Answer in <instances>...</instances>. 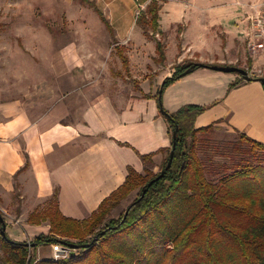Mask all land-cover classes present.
<instances>
[{"label":"crops","instance_id":"obj_1","mask_svg":"<svg viewBox=\"0 0 264 264\" xmlns=\"http://www.w3.org/2000/svg\"><path fill=\"white\" fill-rule=\"evenodd\" d=\"M45 1L62 15L58 28L45 26L47 13L19 36L41 60L34 69L41 80L20 85L15 97L0 93V211L10 218V239L49 234L48 223L28 218L55 196L63 216L85 220L124 184L129 168L144 173L141 156L153 154L158 169L172 145L158 101L169 114L207 107L196 129L226 126L264 144V85L257 81L264 51L251 53L246 39L250 5L264 0H166L159 14L166 61L159 66L155 41L136 25L151 0H90L112 32L88 6ZM185 62L242 63L256 75L231 89L239 75L201 68L162 90Z\"/></svg>","mask_w":264,"mask_h":264},{"label":"trees","instance_id":"obj_2","mask_svg":"<svg viewBox=\"0 0 264 264\" xmlns=\"http://www.w3.org/2000/svg\"><path fill=\"white\" fill-rule=\"evenodd\" d=\"M75 1L94 9L112 30L94 2ZM161 8L159 0H151L136 25L147 39L155 40V34L163 38L155 43L157 62L164 64L167 35L159 29ZM201 68L200 63L177 67L161 89L184 77L188 69ZM239 80L231 89L243 82L241 77ZM158 104L163 110L160 101ZM206 109L186 106L167 113L172 145L165 151L160 172L152 170L153 154L141 156L144 173L129 168L124 184L90 218L63 216L57 196L49 208L32 213L29 224L50 226L48 236L34 239V248L2 236L7 223L0 212L5 221L0 220V264H264V144L244 134L234 140L219 139L215 124L196 129L195 121ZM175 127L179 131L174 140ZM173 147L170 169L149 186L165 169ZM211 148L225 161H211L207 156ZM134 192L137 197L120 220L106 221ZM93 235L98 236L94 244L80 247L77 254L66 259H38L33 255L43 245L90 244Z\"/></svg>","mask_w":264,"mask_h":264},{"label":"rangeland","instance_id":"obj_3","mask_svg":"<svg viewBox=\"0 0 264 264\" xmlns=\"http://www.w3.org/2000/svg\"><path fill=\"white\" fill-rule=\"evenodd\" d=\"M57 1L59 2V0ZM38 2L39 0H0V93L4 94V96H6L7 98L17 96L20 85L27 86L29 84H33V82L35 81L37 82L41 80L39 79L41 75L38 73H34L35 67L41 66V60H37L32 57V52L34 50L30 43H26L24 41L19 40V36H22L24 32L27 31V29L33 28L29 27L27 24H29V22H32L33 18H43L47 16V13H49L50 15L47 16L48 18H44L43 20L46 23L45 26L48 24L47 26L52 25L51 27L58 28L57 25H53V23H57L56 20L62 17V15L58 11H52L50 13V2H46L45 0H43L40 5ZM159 2L163 4V0H159ZM42 5L44 8L46 7L45 9L43 8V11ZM153 37L155 40L157 39L163 41V38L158 34H155ZM187 63L190 62H185L176 65L173 68L174 71L177 67ZM155 64L156 66L160 65L157 60L155 61ZM233 66H237L244 70H246V68H249L247 64L243 65L242 63L235 64ZM216 130L219 139L234 140L235 138H238V135L230 131L226 126L220 125L216 128ZM208 151L209 150H207V156L209 157V159H211V161H215L216 163H221L225 161V159L218 157L214 154V148L210 149L209 155ZM161 165L158 169L155 170L153 163V172L159 173ZM136 197L137 192H134L128 198V200L122 202L111 212V215L106 221H110L112 219L115 221L120 220V218L122 217V213L136 199ZM0 212L5 218V221L10 220V218L7 217L5 213H3L2 211ZM16 222L17 221H13V223ZM9 232L10 228L8 230V233ZM42 236H48V234ZM96 236L97 235H93V239ZM90 238L91 237L87 239ZM29 241L31 244L34 239L30 238V240L27 239L25 242L28 243ZM51 249L52 245L39 246L36 249L35 254L33 255L38 259L50 258L52 256Z\"/></svg>","mask_w":264,"mask_h":264},{"label":"built area","instance_id":"obj_4","mask_svg":"<svg viewBox=\"0 0 264 264\" xmlns=\"http://www.w3.org/2000/svg\"><path fill=\"white\" fill-rule=\"evenodd\" d=\"M252 15L250 16V30L246 34L247 46L251 53L264 51V2L259 5H250ZM250 77L255 76L251 68H246ZM30 244V241L28 242ZM52 259L55 261L66 259L78 253V249L70 248L65 244L52 245Z\"/></svg>","mask_w":264,"mask_h":264},{"label":"water","instance_id":"obj_5","mask_svg":"<svg viewBox=\"0 0 264 264\" xmlns=\"http://www.w3.org/2000/svg\"><path fill=\"white\" fill-rule=\"evenodd\" d=\"M200 66L202 68H204V69H209V70H212V71H215V72H220V73H224V74H236V75H239L244 81H251L252 80V78L248 75L246 70L241 69V68H239L237 66H233V65H203V64H200ZM192 72H193L192 69H188L186 72L183 73V76H187V75L191 74ZM257 81H259V82L264 84V78L257 79ZM162 114L169 119V115L167 113H165L163 110H162ZM178 131H179L178 127H175V130L173 132V139L174 140H175V138L177 136ZM173 152H174V147L172 148V151L170 152L169 160L167 162V165H166L165 169L163 171H161V173H160V175L158 177H156L154 180H152L149 183V186H151L156 181H158L161 178H163L164 175H165V172L168 169H170L171 164H172V160H173V155H174ZM145 191L146 190H144V193H143L142 197L144 196ZM127 213H128V211L126 212V215H127ZM0 220H1L2 223L5 224V221H4L3 217L0 216ZM2 236L5 239H7V241L11 242V240L9 238H7L6 226L3 227ZM97 240H98V236H96L90 244H86V245H82V246H78V245H75V244H66V245L69 246L70 248H73V249H79L80 247L89 248ZM26 246H28V247L30 246V247L34 248L35 244H31L30 245V244L27 243Z\"/></svg>","mask_w":264,"mask_h":264}]
</instances>
